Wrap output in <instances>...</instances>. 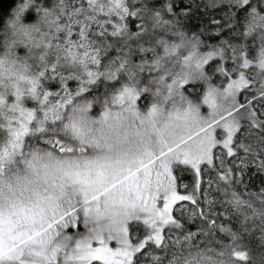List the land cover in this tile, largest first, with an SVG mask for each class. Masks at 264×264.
Here are the masks:
<instances>
[{"label":"snow or ice","instance_id":"1","mask_svg":"<svg viewBox=\"0 0 264 264\" xmlns=\"http://www.w3.org/2000/svg\"><path fill=\"white\" fill-rule=\"evenodd\" d=\"M264 264V0H0V264Z\"/></svg>","mask_w":264,"mask_h":264},{"label":"trees","instance_id":"2","mask_svg":"<svg viewBox=\"0 0 264 264\" xmlns=\"http://www.w3.org/2000/svg\"><path fill=\"white\" fill-rule=\"evenodd\" d=\"M241 264H243V262H241Z\"/></svg>","mask_w":264,"mask_h":264}]
</instances>
